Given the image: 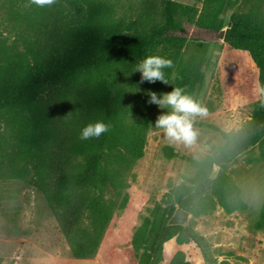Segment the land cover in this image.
<instances>
[{"label":"trees","instance_id":"obj_1","mask_svg":"<svg viewBox=\"0 0 264 264\" xmlns=\"http://www.w3.org/2000/svg\"><path fill=\"white\" fill-rule=\"evenodd\" d=\"M199 1L200 13L195 6L161 0L159 20L131 28L110 14L107 0H53L42 7L32 0H0V122L6 129L0 136V180L19 179L43 193L77 259L96 256L116 211L103 193H127L130 172L144 156L158 108L146 103V93L178 86L192 95L203 81L201 61H179L187 42L184 25L217 31L229 11L225 42L230 53L221 77L226 84L232 80V91L253 103L251 119L239 131L224 133V145L214 146L205 158L188 160L195 169L192 186L168 193V210L157 206L136 229L134 260L162 263L164 245L175 238L179 245L196 244L205 264H219L191 223L169 224L175 204L194 218L218 208L227 214L248 209L242 189L222 170L258 145L264 157V106L254 94L256 82L264 83V0ZM235 51L246 53L251 67L244 71ZM147 55L173 61L164 70L170 84L140 83V73L132 70ZM52 91L60 96V108L53 99L44 104ZM97 120L109 130L81 140L80 130ZM165 151L169 159L175 156ZM215 166L221 170L213 177ZM128 201L125 194L118 210ZM170 264L191 263L178 251Z\"/></svg>","mask_w":264,"mask_h":264},{"label":"rangeland","instance_id":"obj_2","mask_svg":"<svg viewBox=\"0 0 264 264\" xmlns=\"http://www.w3.org/2000/svg\"><path fill=\"white\" fill-rule=\"evenodd\" d=\"M172 1L195 6L199 13L202 10L199 0ZM107 4L110 14L115 19L125 20L131 28H146L160 19L161 0H107ZM231 15L229 11L222 16L223 25L217 31L184 25L182 34L187 42L179 61L184 64L202 62L203 81L196 84L191 96L205 111L194 117L195 137L186 143L169 141L162 130L154 126L160 112L169 111L157 108L147 133L144 156L130 172L127 193L113 189L103 193L104 200L112 202L116 211L96 256L77 259L72 255L40 190L19 179H2L0 264H137L131 244L133 235L157 206L163 212L168 210V193L180 186H192L190 180L195 169L188 160L205 158L214 146L224 145V133L239 131L251 119L253 103L244 101L232 91V80L226 84L221 77V68L230 52L228 44L219 41L218 35L222 28L229 29ZM233 56L242 59L244 71L251 67V59L246 53L235 51ZM167 92L168 89L164 93ZM59 98L57 91L49 92L44 97V104L48 106L49 100L53 99V105L60 108ZM5 135V125L0 122V136ZM166 148L175 154L171 159L166 155ZM216 167L213 177L221 170ZM222 171L242 189L247 211L227 214L218 208L209 215L192 216L190 223L205 239L219 264H264V157L261 146L226 164ZM125 194L129 196L127 207L119 211ZM178 251H183L191 264H205L196 244L179 245L175 238L164 245V260L160 264H170Z\"/></svg>","mask_w":264,"mask_h":264},{"label":"clouds","instance_id":"obj_3","mask_svg":"<svg viewBox=\"0 0 264 264\" xmlns=\"http://www.w3.org/2000/svg\"><path fill=\"white\" fill-rule=\"evenodd\" d=\"M37 6L50 5L53 0H32ZM173 67L171 59L160 55H147L135 63L133 72L140 73V83H155L157 81L163 84H170L166 78L165 69ZM254 94H259L260 103L264 106V83L256 82ZM147 104H155L159 109H168L169 111L160 112L157 116L154 126L162 130L164 136L169 141H183L190 143L194 137L193 119L196 115L204 113V108L181 87H173L170 92L157 94L149 90L147 93ZM109 130V125L101 120L86 124L79 134L81 140L98 138L101 134Z\"/></svg>","mask_w":264,"mask_h":264},{"label":"water","instance_id":"obj_4","mask_svg":"<svg viewBox=\"0 0 264 264\" xmlns=\"http://www.w3.org/2000/svg\"><path fill=\"white\" fill-rule=\"evenodd\" d=\"M226 32H227L226 28H222L220 30L218 35L219 41H225ZM191 218H192L191 213L182 209L181 207H178L171 216V218L169 219V224L186 227L190 224Z\"/></svg>","mask_w":264,"mask_h":264}]
</instances>
